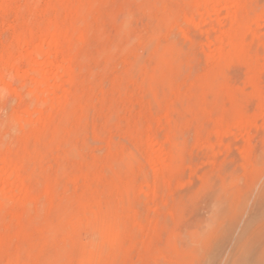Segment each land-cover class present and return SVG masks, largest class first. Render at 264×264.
Wrapping results in <instances>:
<instances>
[{"label": "rangeland", "instance_id": "obj_1", "mask_svg": "<svg viewBox=\"0 0 264 264\" xmlns=\"http://www.w3.org/2000/svg\"><path fill=\"white\" fill-rule=\"evenodd\" d=\"M263 186L264 0H0V264H264Z\"/></svg>", "mask_w": 264, "mask_h": 264}, {"label": "bare ground", "instance_id": "obj_2", "mask_svg": "<svg viewBox=\"0 0 264 264\" xmlns=\"http://www.w3.org/2000/svg\"><path fill=\"white\" fill-rule=\"evenodd\" d=\"M223 3V2H222ZM222 3H219V4H217L216 5V7L219 9V7H221V5H222ZM226 4V3H225ZM205 5V4H204ZM227 5V4H226ZM222 9V8H221ZM228 9V7L227 8H225V10H227ZM204 10V9H203ZM224 10V11H225ZM215 11H217L216 9H215ZM222 11V10H221ZM223 12V11H222ZM208 14H210L209 12H208ZM206 16H208V15H206ZM204 17V16H203ZM209 18V17H208ZM204 20V19H203ZM205 20L207 21L208 19H207V17H205ZM201 21V20H200ZM47 41V40H46ZM214 41V44L213 45H215V44H218L219 42L217 41V40H213ZM212 41V42H213ZM211 42V43H212ZM43 43H44V41H43ZM211 45V44H210ZM208 46V45H207ZM54 47H55V43L51 40V41H48L47 42V45H45L44 47H42L41 49H35V51L31 54V55H29L28 57H27V60H29L30 61V63H34L35 64V62L39 59V58H43L44 60H45V62L44 63H42L43 64V66H45V67H50L51 66V64H50V62H49V59H50V56H51V53H52V51L54 50ZM25 58L24 59H26V56H24ZM23 59V60H24ZM43 60V61H44ZM42 66V65H41ZM42 66V67H43ZM53 66V65H52ZM40 69H41V67H40ZM43 71V72H42ZM42 71L40 72V71H37L36 73L38 74V76L37 77H39L40 78V80L38 81V84L40 85V84H46V83H48L49 81H50V79L51 78H53L54 79V75L50 78L48 75H49V72H47V71H44L43 70V68H42ZM39 72V73H38ZM58 72H61L64 76H66L67 78H69V74H70V71H69V69H67V68H62V66H61V68H58ZM13 75V74H12ZM63 75H57V76H55V78H63L64 76ZM19 78V77H18ZM52 80V79H51ZM56 80H58V79H56ZM69 80V79H68ZM54 82V81H53ZM57 90H59V89H57ZM61 90V89H60ZM43 95V94H42ZM47 95H48V93H47ZM51 96V95H50ZM46 99V98H45ZM53 99V98H52ZM51 100V99H50ZM54 100V99H53ZM49 102V101H48ZM47 102V103H48ZM44 104H42V106H43ZM45 106V105H44ZM38 117L40 116V115H37ZM156 153V152H155ZM159 153V152H158ZM157 153V154H158ZM153 155V154H152ZM7 179L8 180H10V182H12V184L14 185V186H17L18 185V183H17V180H16V176L12 173L11 175H9V176H7ZM14 190V189H13ZM147 193V192H146ZM263 225L264 224V186L262 187V188H260V190H259V194H258V197H257V200H256V202H255V204H254V206L252 207V209H251V212H250V214H249V216H248V218L246 219V238L249 236V238H252V237H250L251 235H252V233L254 232H252V230H254V229H256V227L259 225ZM252 232V233H251ZM262 235V234H261ZM108 237H110V235L108 236L107 235V240H109V242L106 240V242H108V244L110 243V244H112L113 243V241H114V238H111V239H109ZM114 237V236H113ZM116 238V237H115ZM116 240V239H115ZM263 240V239H262ZM247 241V240H246ZM112 242V243H111ZM116 242H117V240H116ZM256 242V241H255ZM264 243V242H263ZM255 244V243H254ZM252 245V244H251ZM259 246H260V244H258ZM263 245V244H262ZM236 246V245H235ZM250 246V245H249ZM258 246V247H259ZM237 248V247H236ZM249 248V247H248ZM260 248V247H259ZM227 249V248H226ZM229 249V248H228ZM254 249V248H253ZM132 251V250H131ZM130 251V252H131ZM227 253V252H226ZM225 253V254H226ZM219 260V259H218ZM218 262V261H217ZM212 263V262H211ZM85 264V263H84ZM87 264V263H86Z\"/></svg>", "mask_w": 264, "mask_h": 264}]
</instances>
